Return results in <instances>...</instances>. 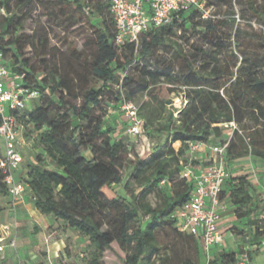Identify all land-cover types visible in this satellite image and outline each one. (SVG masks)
Wrapping results in <instances>:
<instances>
[{"label": "trees", "instance_id": "16d2710c", "mask_svg": "<svg viewBox=\"0 0 264 264\" xmlns=\"http://www.w3.org/2000/svg\"><path fill=\"white\" fill-rule=\"evenodd\" d=\"M34 1L0 0V50L11 71L24 76L22 85L39 92L31 108L11 112L20 126L37 133L33 146L39 151L21 177L35 208L89 239L84 264H105L104 254L114 243L126 252L124 264H201V257L204 264H239L244 251L253 258L252 248L264 237V212L261 203L255 204L250 174L231 173L220 196L229 199L238 222L233 226L236 250L217 249L209 256L200 238L184 232L172 215L189 202L194 189L183 176L190 142L227 144L226 163L249 156L264 164V54L255 49L241 57L233 50L227 54L231 21L217 14L204 18L195 8L180 11L168 26L151 28L138 43L119 46L111 0H49L95 20L92 52L72 48L92 75L82 83L84 76L78 74L82 88L77 90L48 59L49 39L26 32ZM239 1L264 21L257 0ZM27 47L36 62L26 56ZM164 90L183 92L187 99L178 116L162 98ZM140 96L161 108L147 116L140 112L146 133L167 135L146 156L117 136V126L107 120L111 108L121 111L124 98ZM124 173V188L130 179L138 184L130 196L114 189ZM152 194L159 196L156 204L149 200ZM8 196L0 169V212ZM170 228L191 247L187 251L184 246L178 257L176 243L162 240Z\"/></svg>", "mask_w": 264, "mask_h": 264}, {"label": "rangeland", "instance_id": "374dc122", "mask_svg": "<svg viewBox=\"0 0 264 264\" xmlns=\"http://www.w3.org/2000/svg\"><path fill=\"white\" fill-rule=\"evenodd\" d=\"M108 3V0H101ZM206 1V7L210 8V14L208 17L214 15L216 18L227 19L231 21L230 33L232 34V39L227 42L228 51L227 54L233 50L239 57L243 55L246 50H257L258 52L264 54V40L261 39L264 36V21L257 16L253 17L247 7H243L242 3H239V0H228L219 1L216 0L214 4H210V0ZM247 2V0H244ZM257 5L261 6V9L264 10V0H257ZM52 1L49 0H35L32 3L31 18L25 23L26 32L28 34H36L37 32L43 37L49 39V52L50 57L48 59L52 64H56L62 76L68 78L72 82L77 90L82 88V83H84L85 78L92 79V75L88 69V64L78 55L73 53L72 48H76L77 52L87 51L92 52L93 48V24L95 20L91 19V15L87 13L82 14L77 11L75 7L70 9L62 10L60 5H50ZM239 41L244 44V47L239 46ZM183 47L190 52V46L185 42L181 43ZM26 56L32 58L36 62V56L31 52V48L27 47L25 50ZM82 74L84 78L82 83L77 81V75ZM137 77V76H136ZM184 96L183 92L169 93L167 90L163 91L162 98L168 100L170 106L178 108L179 100ZM81 103V100L79 101ZM134 104L139 107L140 112L145 116L150 115L151 112L155 113L159 111L160 104L156 101H151L147 96H140L137 99L133 100ZM144 103L147 104L143 108ZM33 105L29 104V108ZM109 117L107 120L113 123L116 127V135L121 137L122 140L130 145H133L137 152L140 155L146 156L150 153V150L157 145L161 144L166 139V134L155 133L154 137H150L147 133L136 138H130L127 133V122L126 117L123 112L109 110ZM156 122V120H155ZM157 125L155 124L152 128L155 131ZM26 133V134H24ZM21 134L24 143L21 147L22 152L31 151L38 152L39 149H36L33 144L37 133L33 131L30 127L25 128V132ZM228 136L230 132L227 131ZM221 140V139H218ZM215 140L211 143L212 146L215 145ZM179 144L175 143L174 147H178ZM2 145L0 141V155L2 154ZM27 157L28 154L26 155ZM211 156L210 150L207 149V152L202 154L195 155L192 160L190 155L186 154L188 158V163L193 165V169L197 172H200L204 167L209 165V158ZM29 163V162H28ZM27 163V164H28ZM188 164V165H189ZM226 166L230 173L236 174L239 169L246 168L245 171L253 170L249 173L250 175L257 174L260 178V175L264 171V164L259 159L253 157H244L237 159L231 162L226 163ZM128 180L127 173H124L123 183L121 185H115L114 189L120 191L128 196L131 195L134 191L138 189V184L130 179L129 187L124 188V184ZM255 186H257L255 184ZM255 189V204L261 203V210L264 212V199L261 200L260 196L257 195ZM159 196L152 194L149 196V200L156 204ZM34 204V203H33ZM35 207V206H34ZM27 216H25L19 221L17 217L16 223L18 228L22 227L21 236L28 238V243L34 245L37 250L43 248V246L48 242L46 241L49 236H52L55 239H61L65 245L63 252L55 259L54 264H84L88 257V243L89 239L81 235L76 229L70 228L64 221L58 220L52 216H45L41 213H36L34 209H26ZM226 217V213H223V220ZM15 219V218H14ZM226 219V218H225ZM15 221V220H14ZM238 222L230 221L227 222L224 231V242L211 250L210 255L215 250H220L223 248H229L236 250L238 248L237 238L235 237L236 233L233 230ZM14 224V223H13ZM19 235V236H20ZM36 235V236H34ZM188 234L185 233L184 238ZM162 240L165 242L174 241L176 243V257L181 255V250L185 246L186 250L189 251L191 247H188V243L185 245V240L181 241V238L178 235V231L170 228L168 232H164L162 235ZM6 242V238L4 240ZM22 243V242H21ZM18 240V244H21ZM184 244V245H183ZM194 246V242H193ZM193 255H197L196 248L193 247ZM126 252L120 248L117 243L112 245V248L107 250L104 254V263L105 264H124V258ZM255 264H264V249L256 252L254 256ZM10 264H28L26 261L16 259L11 261ZM48 264H51L48 262ZM201 264L203 259L201 257Z\"/></svg>", "mask_w": 264, "mask_h": 264}, {"label": "built area", "instance_id": "2783aa9c", "mask_svg": "<svg viewBox=\"0 0 264 264\" xmlns=\"http://www.w3.org/2000/svg\"><path fill=\"white\" fill-rule=\"evenodd\" d=\"M192 8L200 11L204 18L210 14V8L206 7L205 0H111L110 13L117 29L116 44L120 46L126 43H138L141 36L151 28L168 26L180 11H189ZM23 78V75L11 71L9 62L0 50V141L3 150L0 156V169L8 185L16 232L17 208L24 199L28 184L19 175L23 163L21 126L11 112L29 108V104L39 97L38 91L22 85ZM187 103V99L182 96L175 116L179 115ZM120 110L126 117L127 133L130 138L146 133V120L133 101L124 98ZM226 148L227 144L209 146L203 142L189 143L188 155L191 160L195 155L205 153L208 149L211 153L210 163L200 172H195L190 164L185 166L183 176L194 183V189L189 202L172 215L179 220L180 228L184 232L200 238L209 256L211 250L224 242L220 196L231 175L225 164ZM4 240L5 238H0V243H5ZM8 245L17 250V239H11ZM4 249L5 244H1L0 251ZM252 249L254 251L264 249V237L261 245ZM239 264H252L248 251L240 255Z\"/></svg>", "mask_w": 264, "mask_h": 264}, {"label": "crops", "instance_id": "0c3cea01", "mask_svg": "<svg viewBox=\"0 0 264 264\" xmlns=\"http://www.w3.org/2000/svg\"><path fill=\"white\" fill-rule=\"evenodd\" d=\"M25 132V128L21 126L20 128V136ZM26 134V133H24ZM21 144L22 147L24 140L21 138ZM28 154L29 157L26 155ZM36 152L33 153L31 149L28 151H25L23 153V163L20 166L19 169V175L20 176H26L27 173V163L34 161ZM246 168L239 169V171L236 172V174L232 173L233 175H240V174H249L253 172V170H249L248 172L245 171ZM251 181L256 184L257 188L259 189L256 193L258 196H260L261 200L264 199V171L260 175V178L257 174L255 175H250ZM2 203L4 206V209L0 212V238H6L5 243H0L5 244V249L3 251H0V264H10L11 261L20 259L26 261L28 264H48L50 262L51 264H54L55 259L59 256L60 253L63 252V249L65 245L63 244V241L61 239H55L52 236H49L46 241H48L43 248L40 250H37L34 245L28 243V238H25L23 235L21 236L22 232V227L20 226V229L18 228L17 232L14 229V213L11 209L10 205V197H4L2 199ZM26 209L32 210L34 209L35 212L40 213L33 204V201L31 200V194L29 191H26L24 199L22 202H20L18 208H17V217L19 218V221L25 216H27ZM221 209L223 213H226V219L222 221V230L223 232L225 231V226L227 222L236 221V217L233 212V207L230 204L229 199L222 200L221 202ZM20 235V236H19ZM36 236V235H34ZM16 238L17 243L18 240L21 243L20 245L18 244L17 250H14L11 248L9 242L11 239ZM221 245V244H220ZM219 246V245H218ZM218 248V247H217ZM259 251V250H257ZM255 251L253 253V258H252V264H255L254 262V256L256 254Z\"/></svg>", "mask_w": 264, "mask_h": 264}]
</instances>
